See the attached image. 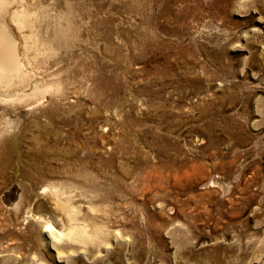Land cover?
Returning a JSON list of instances; mask_svg holds the SVG:
<instances>
[{
    "label": "rangeland",
    "instance_id": "obj_1",
    "mask_svg": "<svg viewBox=\"0 0 264 264\" xmlns=\"http://www.w3.org/2000/svg\"><path fill=\"white\" fill-rule=\"evenodd\" d=\"M0 57V264L264 263V0H0Z\"/></svg>",
    "mask_w": 264,
    "mask_h": 264
},
{
    "label": "bare ground",
    "instance_id": "obj_2",
    "mask_svg": "<svg viewBox=\"0 0 264 264\" xmlns=\"http://www.w3.org/2000/svg\"><path fill=\"white\" fill-rule=\"evenodd\" d=\"M17 22L19 26L26 27L29 25L30 20L27 14L22 13L17 16ZM36 50L37 52L39 51L38 49ZM27 70L26 62L18 64L0 57V87L7 89L12 87L16 84L17 79L21 80V78H24ZM75 194L74 191L66 186L58 184L43 185L26 208L24 219H32L39 222L42 229L47 230L56 239L83 243L89 239V234L87 232L88 229L86 230L87 227L85 228L77 223L79 220L73 222L75 212L81 211H76L77 208L74 207L75 204L73 205V196ZM4 196L6 202L10 204L11 199L15 198V193L13 190H8Z\"/></svg>",
    "mask_w": 264,
    "mask_h": 264
}]
</instances>
